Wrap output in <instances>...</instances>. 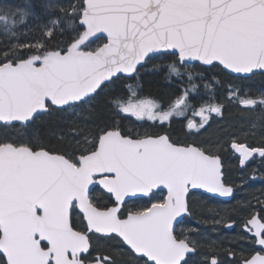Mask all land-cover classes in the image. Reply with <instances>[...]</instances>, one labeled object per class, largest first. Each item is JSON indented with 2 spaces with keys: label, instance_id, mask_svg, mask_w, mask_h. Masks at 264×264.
<instances>
[{
  "label": "snow or ice",
  "instance_id": "1",
  "mask_svg": "<svg viewBox=\"0 0 264 264\" xmlns=\"http://www.w3.org/2000/svg\"><path fill=\"white\" fill-rule=\"evenodd\" d=\"M37 7L49 19L29 36ZM0 36V264H116L112 241L126 246L129 264H208L199 240L176 228L193 190L234 194L221 152L230 149L241 168L256 156L264 161V0L8 2L0 4ZM157 57L228 76L229 99L259 77V100L242 106L261 109L260 132L254 123L243 141L233 136L216 151L174 140L166 125L185 114L189 90L167 108L119 94ZM212 113L222 106L201 107L189 134ZM45 116L63 126L56 146L40 142L35 126ZM133 118L154 130L133 131L125 124ZM249 133L259 146L247 143ZM144 199L149 204L128 206ZM257 203L241 239L260 250L243 264H264V202Z\"/></svg>",
  "mask_w": 264,
  "mask_h": 264
},
{
  "label": "trees",
  "instance_id": "2",
  "mask_svg": "<svg viewBox=\"0 0 264 264\" xmlns=\"http://www.w3.org/2000/svg\"><path fill=\"white\" fill-rule=\"evenodd\" d=\"M8 2L23 7L28 3L40 5L45 3L46 0H0V4ZM52 2L62 4L67 8L69 4L75 3L76 0H52ZM51 15L59 16L60 13L56 12ZM48 19L49 14L37 7L35 15L28 18L27 28L29 29V36H38L37 27L48 22ZM25 38L26 37L21 36V39ZM4 39L3 36H0V41ZM103 43H105L103 39L96 40L92 43L91 47L95 48ZM169 65H174L179 75L172 74ZM232 83L234 82L231 81L228 76H225L219 71H207L205 70V66L199 64L183 65L178 62L176 57H157L145 68H142L138 74L130 79L124 80L119 94L124 100H152L164 104L165 108H167L169 102L173 103L179 98L181 92L187 89L190 95L189 103L185 107L189 117L200 110L201 107L206 108L214 101L217 105L222 106V113L219 118H221L224 124H212L204 134L199 136L200 140H198V144L204 143L206 148L216 151L219 145L226 144L233 136L237 137L240 141L244 140V136L241 134L242 130L247 131L248 127L250 128L254 123L256 125L255 131L259 133L261 130L259 124L261 109L258 111V115L254 116L250 112H245L246 110L239 109L234 105L243 98L259 100V92L257 89L261 87V79L257 77L253 81H245V84L251 87L250 89H246L244 93L236 94L235 88H233V98L229 99L228 89ZM57 119L58 118H49L45 116L36 122L35 127L41 137V143H50L51 146H56L63 127L62 125L59 127L57 126ZM73 119L79 120L81 118L73 117ZM83 119L86 120L87 117H83ZM184 121L185 119L173 120L170 126L166 125V130L174 140L192 143L189 135L184 131ZM128 123V121H125L127 127H129ZM152 130L154 129L151 128L149 131ZM193 139H195V137H193ZM259 140V135L253 138L249 133V138L247 140L249 143L258 146ZM224 158L226 159V157ZM226 166L228 168V173L233 174V177H231L234 179L236 165L229 161V164H226ZM246 182L253 186L240 191L242 192L241 197L238 198L239 200L237 199L232 203V205L228 204L225 206L220 203L211 204L207 202L205 198L203 200V197L198 194H192L190 197L192 218L197 224L195 228L197 230L196 232L200 234L198 240L201 244L202 252L209 256L216 255L221 263L225 260L228 262L227 264H233L238 258L237 254H242V252L238 250L240 244L239 246H233L231 244V240L238 238V236H235L233 231L231 233L225 230V225L232 222L236 227L241 220L247 216L249 204L255 208L257 204L254 202L263 197V190L260 185L256 182L249 181V179H246ZM99 194L98 191L96 195ZM133 202H135V204L142 202L139 203L140 206L149 204L147 199L135 200L131 203ZM219 219L222 221L218 222ZM235 248L238 251H236ZM228 249L232 250V252H227L229 251ZM107 251L113 254L116 264H129L131 260L127 248L117 241L110 242L107 246ZM228 253H234L233 260L229 259Z\"/></svg>",
  "mask_w": 264,
  "mask_h": 264
},
{
  "label": "flooded vegetation",
  "instance_id": "3",
  "mask_svg": "<svg viewBox=\"0 0 264 264\" xmlns=\"http://www.w3.org/2000/svg\"><path fill=\"white\" fill-rule=\"evenodd\" d=\"M242 109L248 110L249 108H242ZM195 123H196V121H195ZM214 123H215L214 119H210L209 122L206 123L205 126L199 130V132H197L196 130L194 131V135L192 137H195V139H194L195 144L199 145L198 140H197L199 138V136L204 134L206 132V130ZM241 141H243V140H241ZM247 143H249V142L247 141ZM249 144H251V143H249ZM200 145L204 146V144H200ZM252 145H254V144H252ZM254 146H256V145H254ZM220 154L223 155V156L222 155L221 156H222V158L224 160V164H225L226 177H227V180L231 183V185L234 188V194L232 195L231 199H229L227 201H220L218 199H215V200L220 202V204H224L225 206H227L228 204L234 203L238 198L241 197L242 192H240V191H243L245 189H248V187L253 186L252 184L247 183L246 179H249V181H252V182H256L258 185H260V183L263 184V182H264V179H263L264 178V161H261V159L258 156H256L254 159H251V161L247 164V167L241 168L239 166V162H238L236 155L230 149L225 150V152H221ZM224 157H226V159ZM229 161L236 165V169L234 170V179L232 178L233 174L228 173V168L226 166V164H229ZM238 192H240V193H238ZM258 201L264 202V198H260L259 200L254 202L255 204H257V205H255L254 209L259 207V204L257 203ZM192 217H193L192 211L190 210V218L193 220ZM246 218H247V216L245 218H243L241 220V222L236 227L234 226V224L232 222H230L231 224H233V226L230 229H227L226 228L227 224H226L224 229L229 231V232L233 231L234 232L233 234L237 233L238 236H240L239 239H241V236L244 234L242 231L243 230V222H244V219H246ZM239 244H240V248L238 250H240L242 252V254L241 253L237 254L238 258L233 264H242L245 258H249V259L251 258L250 253L254 254V252L259 251L257 249L256 245L250 239H244L243 241L241 239ZM212 258L213 257L210 258V262L208 264H211ZM216 259L218 261V264H224V263L220 262L219 258H216ZM229 259L233 260V256H231L230 254H229Z\"/></svg>",
  "mask_w": 264,
  "mask_h": 264
},
{
  "label": "rangeland",
  "instance_id": "4",
  "mask_svg": "<svg viewBox=\"0 0 264 264\" xmlns=\"http://www.w3.org/2000/svg\"><path fill=\"white\" fill-rule=\"evenodd\" d=\"M243 100H244V98L243 99H240V101L241 102H243ZM175 102V101H174ZM216 103L213 101V103L211 104V105H215ZM232 104V103H231ZM234 105H236V107L237 108H239V109H242L241 107H240V105H238L237 103L236 104H234ZM207 108V107H206ZM242 110H245V109H242ZM199 111V110H198ZM197 111V112H198ZM197 112H195V113H197ZM245 112H250L252 115H254V116H256V115H258V110H257V108H255L254 110L253 109H249V110H246ZM184 115H182L183 117H185L186 115H187V109H186V107L184 108ZM193 114V116L192 117H198L197 118V120L199 121V119H202V117L201 116H199V115H196V114ZM205 114H207V113H205ZM244 114H247V113H244ZM175 118V117H174ZM190 118V117H189ZM210 119H212V117H210ZM214 119V121H215V123H214V125L215 124H224L223 122H222V120H221V118H216V117H214L213 118ZM129 124V127L130 128H132L133 129V131H144L145 129H147L146 128V125L144 124L143 126H141V125H139L138 123H136V122H134V120H133V122H129L128 123ZM184 124V123H183ZM248 129H249V127H248ZM148 130V129H147ZM252 137V136H251ZM197 140H200V137L197 139ZM204 144V143H203ZM205 145V144H204ZM260 186H261V188H262V190H263V197L262 198H264V187H262V186H264V182H263V184H261L260 183ZM207 202H208V200H206ZM139 203H142V202H138V203H136V204H133V205H135L136 207H143V206H140L139 205ZM211 204H214V203H211ZM129 207H132V206H129ZM188 215H187V213H186V215H185V218L187 217ZM220 221H222L221 219H219V221L218 222H220ZM216 225H219V224H216ZM197 227V224L195 223V221H186L185 220V222L184 223H182V224H180V225H177V228H176V230H177V233H180V232H184L185 234H188V235H191V234H193V232H189L188 230L189 229H195ZM196 232V231H195ZM199 232L197 233L196 232V235H195V237L193 236V238H195V239H199ZM235 236H238V234L236 233L235 234ZM238 238H239V236H238ZM235 240V241H234ZM239 243H240V240L239 239H237V238H234L232 241H231V244L233 245V246H239ZM229 251H227V252H232V250H230V249H228ZM236 251H238L237 249H235ZM230 254V253H229ZM229 254H228V256H229ZM206 260H207V262L209 263L210 262V258L211 257H216L217 258V256L215 255V256H209V255H207L206 254ZM222 263H224V264H227L228 262L227 261H223Z\"/></svg>",
  "mask_w": 264,
  "mask_h": 264
},
{
  "label": "water",
  "instance_id": "5",
  "mask_svg": "<svg viewBox=\"0 0 264 264\" xmlns=\"http://www.w3.org/2000/svg\"><path fill=\"white\" fill-rule=\"evenodd\" d=\"M188 63H199V62H196V61H193V62H188ZM197 190H199V189H197ZM203 192H206L207 194H209V195H211V196H215V197H219V198H221V199H223V200H228V199H230V197H220V196H218V195H214V194H211V193H208L206 190H203V189H201ZM193 191H195V190H193ZM228 225V224H227ZM227 225H226V228L227 229H230L229 227H227ZM258 248H259V246H257Z\"/></svg>",
  "mask_w": 264,
  "mask_h": 264
},
{
  "label": "bare ground",
  "instance_id": "6",
  "mask_svg": "<svg viewBox=\"0 0 264 264\" xmlns=\"http://www.w3.org/2000/svg\"><path fill=\"white\" fill-rule=\"evenodd\" d=\"M254 167V166H253ZM260 175V174H259ZM258 195V194H257ZM254 197V196H253ZM239 200V199H238ZM231 202V201H230ZM240 203V202H239ZM231 205H232V203H231ZM234 205V204H233ZM243 206V205H242ZM196 208V207H195ZM237 208H239V207H237ZM232 233V232H231ZM195 235H196V232L194 231L193 232V234H192V237L194 236L195 237ZM232 236V235H231ZM237 239H239V238H237ZM239 240H241V239H239ZM232 241V240H231ZM235 241V240H234ZM243 241V240H242ZM248 242V241H247ZM243 246V245H242ZM247 246V245H246ZM246 248V247H245ZM236 249V248H235ZM244 249V248H243ZM225 250V249H224ZM227 250V249H226ZM229 254V253H228Z\"/></svg>",
  "mask_w": 264,
  "mask_h": 264
}]
</instances>
